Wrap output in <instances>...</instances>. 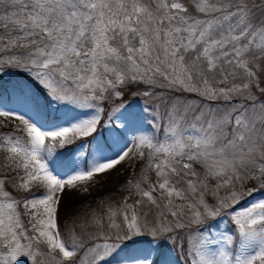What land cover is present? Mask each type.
I'll list each match as a JSON object with an SVG mask.
<instances>
[{"label":"snow or ice","instance_id":"obj_1","mask_svg":"<svg viewBox=\"0 0 264 264\" xmlns=\"http://www.w3.org/2000/svg\"><path fill=\"white\" fill-rule=\"evenodd\" d=\"M193 8L195 14L182 0H0V71L5 64L27 71L53 113L69 105L95 108L85 119L54 117L50 128L26 113L0 108V116L23 123L27 136L0 134L3 167L14 173L0 175V264L24 256L32 264H106L105 257L125 245L146 242L155 251L160 242L175 245L177 238L185 264H264V200L233 210L245 195L235 190L238 183L255 180L264 188V100L255 95L264 94V0H193ZM236 80L240 83H230ZM139 84L148 86L144 96L160 87L240 102L220 115L219 107L164 101L156 116L168 121L166 140L141 131L121 147L114 137L112 155L97 143L86 167L56 172V145L45 139H59L62 148L74 142L69 133L93 136L109 92L122 97L119 88ZM221 84L230 86L217 87ZM144 148L147 188L137 182L138 199L129 204L125 196L91 221L104 243L74 231L68 243L59 223L65 187L130 156L143 158ZM31 183L45 191L32 192ZM9 184L27 195L14 197L5 190ZM209 190L214 203L206 198ZM105 228L115 229L116 238ZM177 230L184 235L174 237ZM136 264L155 262L145 255Z\"/></svg>","mask_w":264,"mask_h":264},{"label":"rangeland","instance_id":"obj_2","mask_svg":"<svg viewBox=\"0 0 264 264\" xmlns=\"http://www.w3.org/2000/svg\"><path fill=\"white\" fill-rule=\"evenodd\" d=\"M182 2L185 3L186 6L189 8L190 13L195 14V9L193 8V0H182ZM5 74H8L5 70L0 71V76H3ZM18 80H20V82L24 83V84L21 85L20 91L15 92V95L17 97V102L15 104H12V102L7 103V104H3L2 106H0V108L16 110L18 112L26 113L27 115L34 117V114L31 110L30 106L24 102L27 99V97H26V99H24L21 92L23 91V93L25 94V93H31V92H36V91H38V92L43 91L44 92V90L36 83V81L30 75L24 76V77H19ZM230 83L239 84L240 81L236 80V81H231ZM25 84H29L36 91L34 89H31V87H25ZM136 86L138 88H143L146 85L139 84ZM226 86H230V85H223V84L217 85V87H226ZM261 87H264V84H262ZM144 88H146L145 90H148V86L144 87ZM159 88L160 87L153 88L152 89V95H150V96H144L143 95L142 98L137 101L139 104H143V105H148L149 102H151L152 105L150 106V108L144 107L142 109L140 119H138V120L135 119V120L131 121V126L133 127V132H132V129H130V131H131L130 136L126 133L128 139L132 138V136L138 135L141 131L149 132V133L153 134L155 136V138L160 140V141H164L167 139V136H166L164 129L167 126L168 121H167V119H160L156 116L157 105H159V111L161 113L164 111V109H165L164 101H167L169 105L171 103L175 102L182 107L185 105H191L193 108L199 107V108H203L204 110H207L208 107H212V108H218L219 107L221 109V112L219 113L220 115L223 114V110H224L225 106L231 107L232 105L238 104L240 102V97H236L233 100H231L230 102H225L223 99L210 101V100H205L204 98L200 97L196 93H190V94L183 93V94H181V93L175 92L173 90L170 92H166V91H169L170 89L160 88V90H159ZM245 95H246V93H245ZM255 95H257L260 100H264V94H261L259 92H255ZM161 98H163V99H161ZM44 99L47 100V97H44ZM245 103H250V101H245ZM59 111L66 112L70 116L75 117L74 119H79L76 117L81 116V115H86L87 113H90V112L95 113V109H89L90 112H82V111H77L75 109H72L70 107H62ZM127 111H128V109H125L124 114H118V112L116 113V120L118 121L117 124H119V123L121 124L120 125L121 129H123V126L125 125V121H127V124H129L128 120H131L133 117L132 116L133 115L132 107L129 109L128 112ZM0 120H1L0 121V130L3 131V134L12 133V128H13L12 125H14V124H15L14 126H16V127H14L15 129L18 128V126L23 127V125H22L23 123L20 120L14 119L10 116L9 117L0 116ZM35 121L39 125L44 126L45 128H50V125L46 124V120H45V123H42L41 121H37V120H35ZM155 125H160V127L157 128V127H155ZM65 126H67V125H65ZM126 128H128V126ZM105 133H106L105 136L110 141V143L113 144L114 148H116V145L113 143L114 137H119L120 146L123 147L125 141L123 140V137L121 138L120 134L114 128L108 126V129ZM97 135H99V133ZM97 135L94 138V141H93L94 143L91 146H89L88 143H86V142H82L80 144H77L76 146H74L71 149H69V148H65V149L56 148V152L53 154V159H52V167L55 170H57L56 172L61 173V175H63L64 173H71V172H73V170H75L77 168L86 167L87 163L89 162V161H86L87 158L89 157L92 160L94 155L96 154L97 143L103 144L104 148H106V143L104 142V140L100 136H97ZM81 145H83V147H81ZM85 148L88 150L89 153L84 152ZM143 151H144L143 158H140L138 155L136 157L130 156L129 158H126L124 161H122V162L118 163L116 166H114L113 169L106 170L105 172L100 173V174H94L96 176H99L100 177L99 179H102L103 177H106V176H113V175H115V172L122 171L123 166L130 165V167H131L130 172L131 173L127 176L126 180H123L120 182V189L121 190H124V191L130 190L128 194L123 196V198L125 196L130 197L128 200L129 204H131L134 200L139 198V196L137 195L138 190L135 187L137 182H141L142 188H147V183L143 182V178H144L143 174L146 171V165H147L148 160H149V150L147 148H144ZM105 152H106V149H105ZM106 154H107V152H106ZM197 167L199 168V166H197ZM63 168H65V169H63ZM149 175H150V180L156 179L154 172H151ZM128 181L132 182V186H128V183H127ZM15 182H17V180ZM215 183H216V181L213 180L212 184H215ZM10 184H11V182H10ZM8 186L9 185H6V188H5V190H7V191H9V189L7 188ZM30 189L32 192H38V191L43 192V191H45V190H42V189H44V186L39 184V183L32 184ZM249 189H256V190L252 191L251 192L252 194L248 197H244V195H243V198L241 200L245 199V201L247 202L246 207L249 206L250 204L254 203V202L264 200V188L260 187L259 183L255 180L246 181L242 185L238 183L236 185L235 190L244 194L245 191H247ZM226 191L227 190L222 189L220 194H222V193L225 194ZM253 192H255V193H253ZM12 195L14 197H16L15 194H12ZM207 195H209V197L207 198L209 200V202L214 203L215 201L213 200V197H212L210 190L208 191ZM252 195H253V197H252ZM121 201H122V199L118 198L115 202H113V205L118 206ZM103 207H104V205L101 206L100 208H103ZM108 208H109V205L105 207L104 211L102 212V215L104 213H106ZM240 209H242V207ZM20 211H21V213H23L24 209L21 207ZM23 219H24V217H23ZM229 219L230 218H228V221H229ZM121 220H122V217H119L116 222L120 223ZM228 221H227V223L229 225H231ZM24 223H25V225H27L28 221L26 222L24 219ZM104 223L107 224V217L106 216H105ZM218 224L220 227L224 226L222 222H218ZM88 227L92 228V225L91 224L88 226H85V225L82 226L81 225L80 226L81 230H80V233H78V235L82 236V233L87 235L88 234V230H87ZM73 231H74V229L71 228V230L69 232V236L71 235V233ZM109 231L111 232L112 239H115L116 238V230L115 229L109 230V229L105 228V232H109ZM94 232H95V235L98 236L97 242L98 243H104V240L99 238V235L102 236L103 238H104V236H103V234L98 232V229L96 227L94 229ZM173 235H174V237L182 236V235H184V232L177 230V233H175ZM150 239H152L150 236L146 238V240H150ZM68 243H71V241H68ZM125 247L130 248L131 252H129V253L124 252V250H128V248L125 249L122 247L120 250L115 252L119 256L118 259L108 256L109 259L116 261L114 264H136V261L143 258L145 255L148 256L149 260L154 261L155 264H185V260H184L185 253H183L181 251L180 240L178 238L176 239L175 245H173L171 243V240H169L167 243L160 242L159 247L156 248L155 251H151L149 248V245L146 242L136 243V244H128V245H125ZM153 247H155V246H153ZM184 247L186 248L187 244H185ZM108 257H105V258H108ZM111 260L110 261L106 260L105 261L106 264L111 262ZM12 264H32V260L29 259L27 256L18 257L17 261L12 262ZM103 264H104V262H103Z\"/></svg>","mask_w":264,"mask_h":264},{"label":"trees","instance_id":"obj_3","mask_svg":"<svg viewBox=\"0 0 264 264\" xmlns=\"http://www.w3.org/2000/svg\"><path fill=\"white\" fill-rule=\"evenodd\" d=\"M6 68L12 69V67L3 65V70H5ZM16 73L18 75L22 74L20 71H16ZM22 75L26 76L25 73H23ZM25 87H31V89H34L29 84H25ZM144 87L138 88L135 85V86L119 88L118 90H120L123 93L122 97H114L109 92L108 99L101 104L103 108V112H101L100 114V120L97 126L99 132L101 131V129L106 131L107 127L111 125L121 135L125 136V131L119 128L116 120L114 122L113 110L117 109L118 105L124 103L128 107L129 105L134 106L133 109H137V110H140L142 107L150 108V106L152 105L151 102H149L147 106H140V107L137 106L138 105L137 99L138 100L141 99L143 96L142 93L146 91L145 90L146 88ZM18 90H21V86L19 87L18 80L16 81L14 78L11 79L9 76L6 77L5 82L0 84V103L15 98V96L11 97V95L17 92ZM21 93L24 99H26L27 97V99L24 102L30 106L32 112L34 113V117H33L34 119L38 120L42 118L43 120L45 119L46 121L47 120L53 121L54 117L61 118L55 116V114H52L49 111V108L47 107V100L44 99L46 95L43 91L27 93L28 95H25L23 91ZM71 108H75V106H72ZM76 109L80 110V107H76ZM117 111L122 113V110L120 109ZM85 118L88 117L84 116L82 119ZM14 125H12L13 127L12 133H15L16 135L26 140L27 136L23 130L24 125L22 124L23 127L18 126V128L16 129L14 128L16 127ZM97 132L98 131L96 130L94 134H96ZM0 134H3V131L0 130ZM101 135L105 136L103 133H101ZM93 137L94 135L85 138H74L73 134L69 133L68 138L73 139L74 142L70 144H66L64 147H62V149L65 148L71 149L83 141H88L89 143ZM45 143L46 145L54 143L56 145V148L59 149L61 148L59 146V139L54 141L51 138H46ZM3 157H4V153L0 152V175H9V176L14 175V173L9 172L6 168L3 167L5 163ZM130 171H131L130 165H125L122 167V171L115 172V175L113 176H106L103 177L102 179H99L100 178L99 176L94 175L89 180L76 182L75 186L65 187V189L61 193L59 223H60V231L67 242L69 241V232L71 228L74 229L75 234L78 235V233H80L81 230L80 229L81 225L88 226L91 224L92 228L89 227L87 228L88 234L95 235L94 232L95 226L91 223V221L93 220L94 217L101 216L106 206L113 205V202H115L118 198L123 199V196L128 193V191H124L120 189V182L127 179V176L131 173ZM20 175L23 176L24 173L21 172ZM16 183H19L18 179ZM32 184L34 183H31L30 187L32 186ZM7 188L12 194H15L17 198H21L27 195V193H25L22 190L19 192L14 191L13 188L10 186V184ZM85 189H87V191H85ZM42 190H45V188ZM208 197L209 195L206 196V198ZM241 201L243 200H240V203ZM103 205L104 207L100 208ZM24 219L26 222L28 221L27 216H25ZM82 235H84V233H82Z\"/></svg>","mask_w":264,"mask_h":264}]
</instances>
